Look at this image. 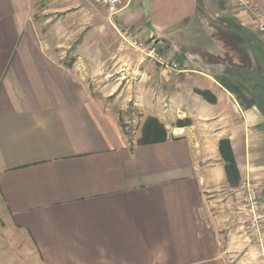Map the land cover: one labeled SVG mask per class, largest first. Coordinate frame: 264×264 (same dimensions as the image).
<instances>
[{"label":"crops","instance_id":"0c3cea01","mask_svg":"<svg viewBox=\"0 0 264 264\" xmlns=\"http://www.w3.org/2000/svg\"><path fill=\"white\" fill-rule=\"evenodd\" d=\"M245 1L264 20V0ZM102 7L0 0V264H226L215 196L264 183V38L239 0H121L119 20L182 70L148 114L166 139L140 142L145 118L128 142L56 50L64 21ZM237 81L249 103L224 86Z\"/></svg>","mask_w":264,"mask_h":264},{"label":"rangeland","instance_id":"374dc122","mask_svg":"<svg viewBox=\"0 0 264 264\" xmlns=\"http://www.w3.org/2000/svg\"><path fill=\"white\" fill-rule=\"evenodd\" d=\"M51 18L49 20L48 15L45 17L37 13L34 19L40 23V34L47 42L51 40ZM119 23L128 27L119 18L109 17L105 7L90 10L89 22H82L80 16L73 15L72 21H64L68 30L64 31L62 38L59 36L60 46L56 50L61 55L63 65L74 64L77 71L82 72L83 81L92 98L97 100L104 111L114 115L123 136L132 142L140 132L146 116L156 111V101L166 97L172 82L175 85L177 83L172 75L163 72L141 50L123 39ZM158 40L155 43L159 51L172 57ZM225 84L237 90L235 94L241 102L251 101V98L247 99L242 83L237 81ZM165 116L163 123L169 130L171 123L168 114ZM215 197L217 201L214 208H217L221 225L220 247L226 251V264H264V242L256 243L249 239V214L237 192L228 190Z\"/></svg>","mask_w":264,"mask_h":264},{"label":"built area","instance_id":"2783aa9c","mask_svg":"<svg viewBox=\"0 0 264 264\" xmlns=\"http://www.w3.org/2000/svg\"><path fill=\"white\" fill-rule=\"evenodd\" d=\"M96 3L103 5L109 11V17L119 18L121 10V0H94ZM240 5L247 7L252 14L258 32L264 38V20L260 14L248 1L239 0ZM123 39L130 45L141 50L147 58L155 65L160 66L167 74L177 75L182 72L179 63L172 57L162 54L158 49L155 40H140L136 33L130 28L123 27L119 23ZM241 202L246 211H248L247 229L254 242H264V183L259 185L252 184L248 179L241 183Z\"/></svg>","mask_w":264,"mask_h":264},{"label":"trees","instance_id":"16d2710c","mask_svg":"<svg viewBox=\"0 0 264 264\" xmlns=\"http://www.w3.org/2000/svg\"><path fill=\"white\" fill-rule=\"evenodd\" d=\"M225 84V83H224ZM226 88L233 93H236L233 88H231L228 85H224ZM201 95H203L205 98H207L209 101H214V97H211L205 92H200ZM260 101L264 104V95L257 94ZM186 121H178L180 125H184L187 123ZM142 127V138L140 139V142L147 143L149 142H161L166 139V131L164 128V125L162 123H159L155 118L153 117H146ZM219 152L221 159L225 162L224 170L226 172L227 181L229 183L234 184L239 179V172H237V167L235 163V159H233L232 155V149L229 144V141L221 140L219 142Z\"/></svg>","mask_w":264,"mask_h":264}]
</instances>
